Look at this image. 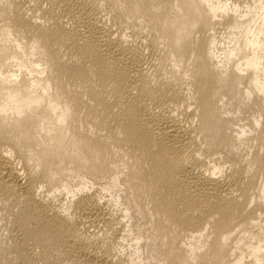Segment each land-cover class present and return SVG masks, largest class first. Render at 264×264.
Returning a JSON list of instances; mask_svg holds the SVG:
<instances>
[{
    "label": "bare ground",
    "instance_id": "1",
    "mask_svg": "<svg viewBox=\"0 0 264 264\" xmlns=\"http://www.w3.org/2000/svg\"><path fill=\"white\" fill-rule=\"evenodd\" d=\"M0 264H264V0H0Z\"/></svg>",
    "mask_w": 264,
    "mask_h": 264
},
{
    "label": "rangeland",
    "instance_id": "2",
    "mask_svg": "<svg viewBox=\"0 0 264 264\" xmlns=\"http://www.w3.org/2000/svg\"><path fill=\"white\" fill-rule=\"evenodd\" d=\"M78 181V179H76L74 182L76 183ZM85 181H88V179L87 180H85ZM91 186V185H90ZM76 189V188H75ZM104 194H107V193H104ZM109 197V196H108ZM59 198H62V196H60ZM66 197H64V199H65ZM63 199V198H62Z\"/></svg>",
    "mask_w": 264,
    "mask_h": 264
}]
</instances>
